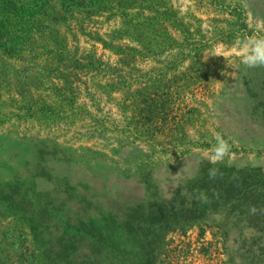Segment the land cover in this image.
<instances>
[{
  "label": "rangeland",
  "instance_id": "1",
  "mask_svg": "<svg viewBox=\"0 0 264 264\" xmlns=\"http://www.w3.org/2000/svg\"><path fill=\"white\" fill-rule=\"evenodd\" d=\"M251 35L264 0H0V264H264V67L235 54ZM216 188L229 201L195 199Z\"/></svg>",
  "mask_w": 264,
  "mask_h": 264
},
{
  "label": "clouds",
  "instance_id": "2",
  "mask_svg": "<svg viewBox=\"0 0 264 264\" xmlns=\"http://www.w3.org/2000/svg\"><path fill=\"white\" fill-rule=\"evenodd\" d=\"M235 54L239 56L241 63L248 68L264 67V36L251 35L246 36L235 49ZM212 56L224 57L222 49H216ZM231 146L224 136L217 132L215 134V144L211 149L210 162L213 164L221 163L230 154ZM209 179H215L219 173V169L213 167L208 170ZM213 195H216L213 193ZM201 204H210L211 200L208 195L200 191L195 195ZM257 211L264 214V208L257 209L256 206H251L250 214H256Z\"/></svg>",
  "mask_w": 264,
  "mask_h": 264
},
{
  "label": "trees",
  "instance_id": "3",
  "mask_svg": "<svg viewBox=\"0 0 264 264\" xmlns=\"http://www.w3.org/2000/svg\"><path fill=\"white\" fill-rule=\"evenodd\" d=\"M11 3V2H10ZM73 6V5H72ZM0 185H2L3 187H7L6 184L4 183H0ZM210 193L208 195V197L213 200V201H217L218 197L219 196H223V193L220 194V188H216V189H212V190H209ZM11 192V190H10ZM10 192H9V195H5L7 197L6 199V202H7V205L6 207L8 206V204L10 205L9 207H7L8 210H11L13 213H17L19 211H17V201H16V198L15 196H10ZM213 193H215L216 195H213ZM225 200L229 201V199H226L224 197ZM181 209L180 211L181 212H189V211H192L193 209L191 208H188V209ZM40 210V208H38L37 210L33 211V213H38ZM184 210V211H183ZM143 212H145L146 214H152V215H156V216H160V218H162V222L167 224V219H166V216L164 213L160 212V213H156V212H149V211H144L142 210ZM32 213V214H33ZM252 216V215H251ZM255 217H257L259 220H264V214L260 213L259 215H256ZM186 219L188 217H185ZM248 226L250 227L251 230H256L257 232H262L264 235V224H260V226H254L253 224H251L250 222L247 223ZM133 230L128 228V233H132ZM140 233L139 232H135V238L138 239L140 237ZM260 239V238H259ZM145 247V244L144 243H137V242H132V244L129 246V248H133V249H139V248H143ZM99 257V258H98ZM97 258H95L96 260H91V261H82L83 264H151L152 263V260L148 257H145V255H140L138 256L137 255V252L130 255V257L126 258V259H122L121 257H117L115 256L113 253L111 252H108L106 254H101V255H98ZM65 264H77L75 263V261H70V260H67Z\"/></svg>",
  "mask_w": 264,
  "mask_h": 264
}]
</instances>
